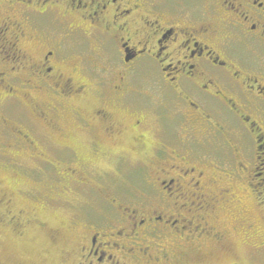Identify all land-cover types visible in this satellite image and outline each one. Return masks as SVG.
Returning a JSON list of instances; mask_svg holds the SVG:
<instances>
[{
  "label": "flooded vegetation",
  "instance_id": "af4514ba",
  "mask_svg": "<svg viewBox=\"0 0 264 264\" xmlns=\"http://www.w3.org/2000/svg\"><path fill=\"white\" fill-rule=\"evenodd\" d=\"M1 156L16 175L37 160L45 200L61 184L104 202L53 264H183L237 231L252 246L264 0H0Z\"/></svg>",
  "mask_w": 264,
  "mask_h": 264
},
{
  "label": "rangeland",
  "instance_id": "374dc122",
  "mask_svg": "<svg viewBox=\"0 0 264 264\" xmlns=\"http://www.w3.org/2000/svg\"><path fill=\"white\" fill-rule=\"evenodd\" d=\"M82 103L83 101H81ZM10 105H13V111H15L11 112L10 115L20 117L23 109L17 107L15 103ZM32 114L30 109L29 116L33 117ZM44 158L50 159L46 155ZM23 160L28 167L23 179L18 178L19 175L16 176L10 170L0 169V264H53L56 259H61L62 250L69 249L70 244L73 242L74 245L76 240L75 233L69 228L71 223L69 216L71 209L74 208L71 204L80 210L79 215L82 214L88 218L91 214L90 218H92L94 213L90 207L103 208L104 202L95 190L88 189L84 195H60L61 199L51 197L56 198V200L54 199V202L43 206L41 204L44 197L42 192L25 193L32 186V183L34 185L40 183L35 180L41 178L37 170L39 162L26 157ZM61 167L64 169L63 165ZM97 184L99 183L96 182L93 186L97 187ZM51 185L49 182L48 186ZM75 212L77 213V211L72 210V214ZM263 212L259 210L256 212L253 208V214H259L263 218L260 220V225L253 227V230L258 231L260 236L252 241V246L244 245L241 241V233L237 234V231L234 232L229 241L232 252L219 253L208 259H185L183 264H264ZM11 215L19 218L21 230L16 231L13 228L14 223L8 220ZM24 219H29V224L23 226ZM51 234L56 236L55 239L52 238ZM259 242L262 246L256 249L255 246Z\"/></svg>",
  "mask_w": 264,
  "mask_h": 264
},
{
  "label": "trees",
  "instance_id": "16d2710c",
  "mask_svg": "<svg viewBox=\"0 0 264 264\" xmlns=\"http://www.w3.org/2000/svg\"><path fill=\"white\" fill-rule=\"evenodd\" d=\"M5 160H7L5 157H3V156H1L0 157V167H4V168H7L6 167V165H7V162L5 161ZM19 174H17L16 176H18ZM18 178H24V174H22V175H19V177ZM40 179V178H39ZM39 179H35L36 181L37 180H39ZM46 185V184H45ZM33 186H35V187H33ZM49 187V186H48ZM66 189V187L65 186H63V185H56V188H54V189H52V187H51V191H59V192H63V194L62 195H64V193H66L67 192V190H65ZM27 191H30V192H32V191H36V192H39V191H41L42 192V190H40V189H38V186L37 185H34L33 183H32V186H30V188L27 190ZM46 192H49V190L48 191H46ZM69 192V191H68ZM45 194V193H44ZM44 194H43V196H44ZM78 194H76L75 196H77ZM54 199V198H53ZM50 200V199H46L45 200V197L44 198H42V200H43V202L41 203L43 206H47V205H49L50 204V202H54V200ZM67 202V201H66ZM71 206L72 207H75V205H73V204H71ZM45 208V207H44ZM78 213H80V212H77L76 213V215H70L69 217H70V220H74L75 222H77L78 220L80 221V219H81V217H82V214L81 215H79ZM78 221V223H80Z\"/></svg>",
  "mask_w": 264,
  "mask_h": 264
}]
</instances>
